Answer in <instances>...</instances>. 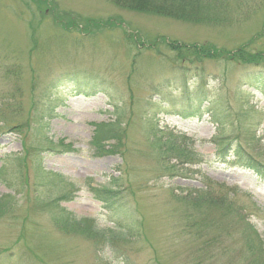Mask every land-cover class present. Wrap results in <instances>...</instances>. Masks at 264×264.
Returning a JSON list of instances; mask_svg holds the SVG:
<instances>
[{
    "label": "rangeland",
    "instance_id": "obj_1",
    "mask_svg": "<svg viewBox=\"0 0 264 264\" xmlns=\"http://www.w3.org/2000/svg\"><path fill=\"white\" fill-rule=\"evenodd\" d=\"M225 1L0 0V264H264V183L220 156L264 163V0Z\"/></svg>",
    "mask_w": 264,
    "mask_h": 264
},
{
    "label": "trees",
    "instance_id": "obj_2",
    "mask_svg": "<svg viewBox=\"0 0 264 264\" xmlns=\"http://www.w3.org/2000/svg\"><path fill=\"white\" fill-rule=\"evenodd\" d=\"M112 3L116 4L119 7L135 10V11H141V12H149L154 13L161 16H168L173 17L175 19H180L184 21H189L193 23H220L226 18H223L224 13V7L219 6V4H227L225 0H108ZM228 12V8H227ZM170 47L175 50L177 46H172L170 44ZM181 51V48H178V52ZM213 51V52H212ZM207 49L206 53L209 57H214L216 54L215 50ZM240 58V50H238L235 55L230 56V59L233 60L234 57ZM254 86L264 93V75L258 74L254 77V81H252ZM186 86H189L187 83H185ZM202 88L199 87L198 93H203V95H196V98L200 103L204 101L203 99L205 96H207L206 93L201 91ZM185 93V92H184ZM190 96V94L188 95ZM115 106V112L119 110L117 104H114ZM118 122H115L114 124H117ZM116 127L114 125H110V130L105 132V135L100 132H96L94 138H93V144L99 151H103L102 142L105 139H111L116 140V134L115 131ZM230 141L225 144V147L220 150V156L223 158H229L230 156H233L232 158L228 159L227 161L231 163L233 166L239 167V168H245L248 170H251L261 181L264 182V163L259 161L258 159L252 157L251 155H244L241 151V148L237 150V153L234 151H230L231 145ZM168 150H171L173 152H178L180 155L188 156L186 159H190L193 157L189 154V150L186 147L179 146L176 147H167ZM109 153H113L114 151H107ZM190 198V196H187L186 198H183L184 201H187ZM195 202L200 205L205 202H207V199L201 198L200 196L196 197ZM89 229L90 228H85ZM92 236H95L93 231H90ZM96 234V233H95Z\"/></svg>",
    "mask_w": 264,
    "mask_h": 264
}]
</instances>
